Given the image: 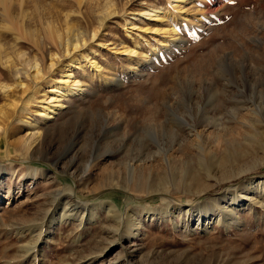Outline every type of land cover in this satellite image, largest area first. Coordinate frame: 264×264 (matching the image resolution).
<instances>
[{
  "label": "rangeland",
  "instance_id": "rangeland-1",
  "mask_svg": "<svg viewBox=\"0 0 264 264\" xmlns=\"http://www.w3.org/2000/svg\"><path fill=\"white\" fill-rule=\"evenodd\" d=\"M9 1L33 40L6 28L0 4V85L14 82L7 66L58 51L60 66L43 72L63 78L49 27L65 44L89 39L99 72L70 68L84 94L27 151L20 121L38 119L49 85L23 77L17 114L0 88V264H264V0ZM150 10L159 22L141 16ZM234 195L239 223L218 210ZM201 212L211 227L186 229Z\"/></svg>",
  "mask_w": 264,
  "mask_h": 264
},
{
  "label": "bare ground",
  "instance_id": "bare-ground-1",
  "mask_svg": "<svg viewBox=\"0 0 264 264\" xmlns=\"http://www.w3.org/2000/svg\"><path fill=\"white\" fill-rule=\"evenodd\" d=\"M79 2H81V1L78 0V4H79ZM182 2H184V1L183 0H171L170 1V4L175 5L176 7L177 6L179 7V5L182 4ZM82 3H83V1H82ZM82 3H80V4H82ZM108 3L109 2H107V5H108ZM0 4L2 5V8L4 10V14L2 13L3 14L2 15L3 18H4V15H5L7 17L5 19L8 20V21L5 20L7 22L6 23L7 27L6 26L5 27L13 30L16 33L15 35H17V39L27 38V39H30L31 40L32 37L29 34L30 32H28L26 30L27 28L25 29L22 25H20L18 22H16L15 20H13V18L11 17V13H10L11 2L9 0H0ZM111 6H112V4H111ZM108 7L110 8V4H109ZM160 13H161L160 11L150 10V11H147V12L141 14V16H143V17H145L147 19H150V20L159 22L160 21ZM112 14H116V12H113L112 13V11H111V12L108 13V15H112ZM67 19H65V20H67ZM104 20H105V18H104ZM106 20H107V18H106ZM67 24H68V22L66 23V25ZM67 26H70V24H68ZM72 26H73V24L69 28H71ZM127 26L130 27V28L127 29L129 31L135 29L134 25L131 22H127ZM1 27H0V29H1ZM67 30H68V27H67ZM97 33H98V31L97 32L95 31L93 34H91L92 37H91L90 41L92 43L98 37L97 36ZM47 34H48L47 39H49L54 45L58 44V45H61L64 48V54L65 55L63 53H61V54H63V56H66V60L69 61V62L63 63L61 65L62 71H64L63 78L60 79V80H57V79L55 80L53 78L48 77L49 74H48V76L47 75L45 76L43 70L44 71L45 70H50V71L55 70V68H57L56 66H60V65L57 64V62L59 63L60 62L59 60H61L60 59V55H59V51L58 52H52V53H49L48 52L49 55H50L49 56V64L47 62H46L47 64L46 63L41 64L42 63V60H41V63H40L37 60L32 61L31 58H30V60L32 62L25 61L26 62V67H28V69H26V68H18V67H16V65L15 66H13V65L7 66L9 68V70H10V74L12 75L11 77H13L14 82H13V84L12 83L11 84H6L5 83V84H1L0 85V88L3 90L1 92H3L4 94H6L7 97H9V99H10V102L8 103L9 107L12 108L13 111L16 112V114L17 113H20L21 112V109L23 111H27V109H28L27 107H22L24 105L23 104V102H24V98H23L24 95H23V97H21L22 96V93L29 91V88L27 87L28 85H26L23 82V80H22L23 77H30L31 76V78H32V76H33V80L34 81L36 80L35 83H37V81H40V82L37 83L38 88L41 87L40 85L43 82H45V83H47L49 85L48 92L39 91V90H38L39 92H36L38 94H41L40 97L42 98V100H38V103L41 104L40 107H39L40 110L38 112V119L35 120V121H31V122H29L27 120L20 121L23 124L28 125L31 128V131H32L31 134L28 133L29 135L27 136L26 141L23 142V145H22L26 151L29 150V149H31L30 147L36 142V140L38 141V138L41 136L40 135V132L38 131L39 126L41 124H47L48 122H50L51 120H53L55 118V116L59 112L63 111L64 108H65V104L64 103H65L66 100L73 99V98H75L77 96H81V95L84 94V91L85 90H83V86L81 85V81L76 77L73 69H70V68H72V66H76L77 67L76 69L82 70L83 72H85L86 71V67L89 66L93 70V72H96V73L99 72V68H98L97 64L95 62L89 63V59H88L87 53H84L83 52L85 50L86 46L88 45L87 40H89V39L85 40L84 39L85 37L84 38H80V37L77 38L76 37V38H74V40L73 39L71 40L70 38H68L66 36L69 40L67 39V42L65 44L63 42L62 35L59 34V32L56 31L53 27H49V33H47ZM72 34H73V32H72ZM83 34L84 33L81 31L80 36L82 35V37H83ZM63 36H65V34ZM69 36H70V33H69ZM75 36H77L76 35V32H75ZM17 39L14 40L15 43L17 42ZM166 43H168V40H164V43L163 44H166ZM64 44H65V46H64ZM1 47L2 46H0V48ZM52 47H54V46L52 45ZM3 48H1L0 50L2 51ZM60 48H58V49L60 50ZM50 50H48V51H50ZM156 50H154L153 52L155 53ZM125 53H127L129 56H132V55H135L136 56L137 51H135V50H130L129 51L128 50V51H125ZM78 54H80L81 57L80 56L79 57L78 56L76 57V55H78ZM25 55H26L25 53H21L19 59L20 58L21 59H25ZM34 57L36 58V56H34ZM43 57H44V54H43ZM78 58H81V59H78ZM142 58L146 62L149 59V56L145 54ZM2 59L3 58H0V61L2 63H4L2 61ZM25 62H24V64L22 62V64L25 65ZM6 64H4V66ZM8 64H11V62L8 63ZM30 69L32 70L31 73L29 72ZM50 73H52V72H50ZM24 80H25V78H24ZM25 82H26V80H25ZM31 84H33V83H31ZM18 95H19V99L17 98ZM33 95H34V93H33ZM32 97L34 98V100L37 99L34 96H32ZM3 115L5 116L4 113H3ZM30 169L31 168H29V170ZM129 170L133 173L135 171V168L133 166H130L129 167ZM38 171H39L38 169L32 168V170H30V174L36 176L38 174ZM226 191H227V193H225L223 195V197H227L229 194H233L234 193L233 190H226ZM243 202H244V199H241L240 200V199H238V197H235V195H234L233 205L231 207L226 208V209H222L221 207H219L218 210H222L224 213L231 214L232 220L239 223V218L238 217H239V213L241 212V209L244 206L242 204ZM111 206L114 208V205H111ZM198 208H199V205H195V206L189 208V210H187V214H190V215L191 214H194L195 215L197 213V209ZM214 208H212L213 211L215 210ZM114 210H115V208H114ZM148 210H150V209H148ZM151 211H154L155 212L156 209L155 210L151 209ZM114 213H116V211ZM202 214H205V213L201 212L199 219L196 220V221H193V218H192V220H190V219L187 220V224H186L187 226H185L186 229L191 228V225H192L191 223H193V224H196L198 226L197 228H200L201 229L202 227H204L205 228L204 230L207 231L209 229V227H211L210 225H212V223L208 222L211 219L209 218V216L207 218L202 219V216H201ZM64 216H66V215H64ZM215 225H220V226H223V227H225V228L228 229V228H230V225H232V224H230V222L228 221V219L223 221L221 217H218ZM138 229H139V227H138Z\"/></svg>",
  "mask_w": 264,
  "mask_h": 264
}]
</instances>
